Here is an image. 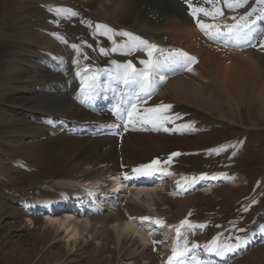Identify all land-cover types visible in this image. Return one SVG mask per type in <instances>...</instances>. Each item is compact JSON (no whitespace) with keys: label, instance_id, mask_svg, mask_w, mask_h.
Here are the masks:
<instances>
[{"label":"rangeland","instance_id":"obj_1","mask_svg":"<svg viewBox=\"0 0 264 264\" xmlns=\"http://www.w3.org/2000/svg\"><path fill=\"white\" fill-rule=\"evenodd\" d=\"M116 5V0L54 3L47 0H0V264H145L140 259L126 258L125 249L121 250L113 243H106L101 249L102 244L86 232L76 242H68L64 229L48 225L34 209L31 212L25 210L26 202L40 201L49 195L59 196L62 191L55 178L66 168L65 161L49 148L36 145L41 132L36 133L32 124L37 123L43 113H48L44 105L39 107L43 90L54 91L66 81H70L66 83L71 85L72 91L80 87L75 80L72 63H69L71 58L78 59L74 56L76 49L72 45H79L81 50L86 48L93 61L111 60L120 52L103 55L99 51L100 48L109 50L113 44L108 37L99 34L94 25H108L119 32L131 24L136 30L133 33L138 36L145 29L138 19L124 15V11ZM48 8L72 9L78 15L66 18V13L57 17ZM184 9L191 18L188 8ZM246 10L247 7L235 13L226 11L225 16L239 17ZM40 23H45L56 35L51 37L50 30L45 31L38 25ZM36 32L44 33L45 38L49 36L60 44L55 47L42 36H36ZM120 37L115 36L119 43ZM159 39L166 44L173 43L170 38ZM64 40L68 43L66 46ZM260 42H264V38ZM180 43L181 40L174 41L175 45ZM244 50L259 54L264 63V50L260 43ZM133 53H137L142 60L145 58L144 51ZM80 55L82 57L83 53ZM64 61L68 62L67 66H62ZM262 71L253 76L255 80L252 84L245 85L242 79L240 85L225 90L214 84L209 90L204 88L205 94L216 96L213 104L206 100V95L191 101L171 100L177 106L170 112L172 122L165 125L168 131L163 128L157 130L147 124L142 129V132H155L153 135L164 147L170 144L171 148H181L186 152L176 165L178 170L223 171L233 179L216 183L205 192L195 193L196 198L187 213L193 208V222L206 225L201 236L206 239H213L218 233H223L226 239L245 237L250 229H258L264 222V110L258 100L264 85ZM185 72L187 70H182V73ZM178 77L179 74L165 78L161 91L156 92L155 86L156 95L169 101L168 84ZM184 77L188 78L185 74ZM45 100L51 101L49 98ZM221 145L227 146L225 150L209 154V150ZM88 169L91 167L88 166ZM172 183H168V193L166 188L163 189L169 200L174 196L181 197L177 196L176 186L174 188ZM174 210L172 221L184 215V212L179 213L180 209ZM150 229L143 228L141 231H148L151 238ZM129 239L132 241H129L128 247L135 241V248L144 247L138 234ZM146 245L153 244L149 241ZM226 257L221 261L215 257L218 261L211 264H264V236L244 248L229 252Z\"/></svg>","mask_w":264,"mask_h":264},{"label":"bare ground","instance_id":"obj_2","mask_svg":"<svg viewBox=\"0 0 264 264\" xmlns=\"http://www.w3.org/2000/svg\"><path fill=\"white\" fill-rule=\"evenodd\" d=\"M68 1L72 0H64V2ZM182 3H185V0H116V6L124 11V15L138 19L146 29V31L145 29L142 30L140 37L145 40L149 39L161 47L171 45L169 49L180 48L190 56L196 57L197 60L196 64L190 65L191 71H188L187 67H176L175 70L165 69L163 73H170V71L177 69L183 71L185 69L187 72H181L182 74L180 73L178 78L169 82V89L167 90L170 96L169 101L155 95L154 92L150 98L145 99L143 104H138V108L141 110L154 107L161 102L173 105L171 109L173 110L177 105L174 106L175 103L171 100L191 101L199 99L202 95H206V100H209V103L215 102L216 96L205 94L204 88L209 90L214 84L215 87L225 90L233 88L242 79H244L245 85L252 84L255 80L253 76L264 70L263 59L259 57V54L246 53V50H239L238 46L232 44H228L229 47L224 48L205 37L193 18L186 15L184 8H188V6H184ZM153 5L160 11L155 9ZM38 25L43 26L45 24L40 23ZM133 27V25L128 24L123 30L133 33L136 31L133 30L135 29ZM44 33L36 32V36H42L46 42L54 44L55 47L60 44L54 42V38L51 39L49 36L45 38ZM160 37L170 38L173 43L166 44L167 42L159 39ZM176 39L181 40L182 44L175 46L174 41ZM119 40L124 42L126 38L120 37ZM220 43L224 42L220 41ZM65 63L67 64V62ZM85 63H80V65L83 66ZM74 70V75H76V65H74ZM62 72H67V70ZM184 74L188 78L184 77ZM103 75L104 73L101 74L102 80L106 79L103 87L88 100L82 99L81 87L78 91L70 89L71 85L66 83L70 81L56 87L55 91L43 90L40 95L42 100L39 102V107L44 105L48 109V113H43L37 123L32 124L36 133L41 132L36 140V145L39 148L47 147L62 156L66 168L55 178L62 189L59 196L49 195L39 202L31 200L26 202L25 206L30 208L34 205L43 206L51 201L53 215L46 216L45 223L58 230L64 229L67 232L68 242H76L78 237L84 236L86 232L102 244L101 249L104 248V244L113 243L117 247L120 246L121 250L125 249V257L127 256L126 258L131 260L140 259L145 261V264H168V255L162 247L167 242L166 238L162 235L155 236L156 242L148 247L146 244L151 241L150 233L148 231L142 232L144 227L137 224L136 221L140 220L145 224L152 225L150 214L165 215L164 223L167 226L164 224L162 229L167 227V229H163V232L169 234L171 227L176 224L175 222L184 219L186 216L192 201L196 198L195 189L187 184L181 188L176 182L177 196L180 195L181 197H169V200L164 195L165 183L163 181L159 187L151 190L143 188L129 192L130 195L125 193V198L115 197L114 193L127 185L133 168L148 162L154 156L168 157L175 148H171L170 144L169 147H167L168 144L164 147L159 138L153 135L155 132L152 134L151 131L150 133L142 132L145 124H138L135 127L129 125L125 130V121L118 120L112 111H109V108L112 109L113 104L121 97L127 100L129 98L128 92L122 86L117 88L113 81ZM57 78L61 80L60 77ZM75 78L80 80L77 75ZM260 90L258 100L264 110V85ZM46 98L51 99V101L47 102ZM212 106L214 107V105ZM112 124L120 125L118 133L115 135L104 134L106 125ZM98 165L100 166L98 167ZM88 166L91 169H88ZM171 166L173 169L168 170L166 168L171 173L168 175L170 177L176 170L175 164ZM107 175H111V179L106 178ZM214 175L207 174L208 178L200 180V182L208 187L218 180H229V182L233 180L231 176L228 177L226 174L219 173L215 175L218 177L217 179H212L211 177ZM126 176L128 178H125ZM139 178L141 179V177ZM113 180L116 181L114 192H104L105 185L107 186L109 183L110 186ZM178 181L180 180L178 179ZM108 192L110 194H107ZM83 195L86 196L85 199L81 198ZM65 197L68 200L63 202ZM186 203H188L187 206ZM72 206H74L72 211L76 214L75 219H72L74 216H71V212L67 210ZM49 207L41 209L40 213L46 214ZM174 209H180L179 213L184 212V215L172 221L171 219L175 215ZM143 217L149 219L144 220ZM29 221L32 224V220L29 219ZM259 228L248 231L249 237L246 239V244L256 242L264 236V232H261ZM135 234L136 237L138 234L141 238L143 248L140 246V249L135 248L136 241L128 247L129 241L134 239L129 238ZM220 242L226 243L227 241L225 242L220 238ZM246 244L241 245V247H246ZM155 245H158V251H153ZM211 257H219L220 260L227 258L215 254H212Z\"/></svg>","mask_w":264,"mask_h":264},{"label":"snow or ice","instance_id":"obj_3","mask_svg":"<svg viewBox=\"0 0 264 264\" xmlns=\"http://www.w3.org/2000/svg\"><path fill=\"white\" fill-rule=\"evenodd\" d=\"M188 6L189 15L193 18L200 30L213 41H223L225 44L241 46L247 44L252 45V41H261L264 38V0H185ZM247 10L243 15L237 17L232 15L225 16L226 11L236 12L241 8ZM54 11L57 17H63L67 13L66 18L78 15L72 9L56 8L49 9ZM231 20L232 23L219 22ZM59 22L58 20L56 21ZM95 29L99 34L108 37L112 41L113 47L109 50L100 48L99 51L103 55H109L110 52H121L125 55H130L134 51H145L148 59L141 60L143 68L138 69L131 60L123 63L112 61L115 68L109 69H92L88 66H81L79 59H74L73 63L77 66L76 75L80 77L81 88L80 92L83 100L90 99L96 92L103 87L104 81L101 78V73L115 83L117 88L123 87L128 92V99L119 98L112 107V113L118 120L125 121V130L131 125H150L154 129L163 128L168 131L165 125L172 122L170 110L173 105L159 103L154 107H147L141 110L138 104H143L146 98H150L155 92V86L163 81L165 69L175 70L176 67H187L191 71L190 65L196 62V57L190 56L187 52L180 49L170 50L165 54L164 49H160L156 44L150 43L148 40L128 31L120 30L117 32L108 25L96 24ZM56 35V34H54ZM120 35L125 37L123 43H117L115 36ZM63 39V38H61ZM63 42L67 43L66 40ZM260 47L264 50V42H260ZM73 49L80 52L79 45L73 44ZM154 53H159V56L154 57ZM162 57V58H160ZM86 58V57H85ZM111 86V85H110ZM179 118V114H176ZM111 127H120L119 124H112ZM227 146L221 145L218 148L209 150V154H219L225 150ZM180 153H172L164 164L169 163L173 157ZM161 160L159 158L151 160L149 163L140 164L132 171L138 176H152L156 174L171 175L165 168L159 167ZM125 178H128L127 176ZM207 174H202L199 177H183L184 183L177 182L181 188L185 184L189 187L194 185L198 180L207 179ZM212 179H217V176H212ZM142 219L148 220V217ZM156 225H163V221L156 219L153 221ZM187 227L192 230L196 227L204 228L206 225H193L187 219L181 221V226L176 228L177 242L171 250V255L168 256V264H211L210 260L201 258V253L211 256H226L229 252H234L241 245L246 244L247 240L243 237H236V243H221L220 238L224 235L218 233L210 242L201 246L192 244L189 247V241L185 237L181 239L183 229ZM259 230L264 232V225L260 226ZM231 240V237L227 238Z\"/></svg>","mask_w":264,"mask_h":264}]
</instances>
